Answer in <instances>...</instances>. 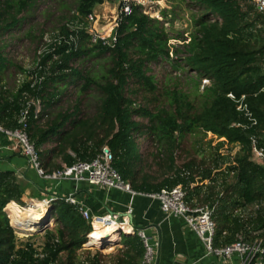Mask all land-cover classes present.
<instances>
[{"label": "trees", "instance_id": "1", "mask_svg": "<svg viewBox=\"0 0 264 264\" xmlns=\"http://www.w3.org/2000/svg\"><path fill=\"white\" fill-rule=\"evenodd\" d=\"M40 1L0 0V125L20 127L21 111L39 100L38 114L31 104L27 132L47 171L91 160L108 146L113 167L134 190L158 192L182 184L189 204L214 207L217 244L231 243L243 234L248 241L262 238L264 245V166L251 158L253 135L264 146V11L250 0H191L199 15L190 40L183 44L185 57L179 59L186 66H181L172 55L182 50L170 43L165 21L146 13L136 1L111 41H94L88 19L105 0H73L74 7L60 0L58 24L49 29L34 21ZM41 13L45 21L55 15L47 7ZM32 19L23 35L24 23ZM24 36L36 44L30 65L19 64L9 54L13 42H22ZM162 60L195 72L187 80L188 92L178 81L172 88L151 72V65ZM205 78L210 84L200 90L198 81ZM230 92L237 98L246 94L257 125L237 109ZM208 132L223 138L216 157L188 154L190 158L178 166L176 151L185 138ZM140 135L157 143L153 154L158 176L141 173ZM1 140L9 142L3 132ZM225 145L230 152L220 151ZM235 147L239 149L232 154ZM21 197L15 171L0 169V264H81L78 251L92 226L79 209L65 200L55 201L51 215L56 229H45L42 243L36 242V234L19 242L5 206L23 203ZM253 204L259 208L244 213ZM9 208L14 218L16 211L11 204ZM122 242L127 249L117 264H140L145 253L142 237L137 232L124 234ZM104 257L97 251L85 261L102 264Z\"/></svg>", "mask_w": 264, "mask_h": 264}, {"label": "built area", "instance_id": "2", "mask_svg": "<svg viewBox=\"0 0 264 264\" xmlns=\"http://www.w3.org/2000/svg\"><path fill=\"white\" fill-rule=\"evenodd\" d=\"M119 14L115 23L112 24V28L118 25L119 21L123 16H128L132 12V1H136L138 4L146 7L148 0H119ZM250 2L259 10L264 11V0H250ZM158 3L161 2L158 0ZM146 13L147 10H145ZM159 18V17H157ZM91 22L90 32L93 34V40L98 38L107 39L108 27L103 33H99L95 26L97 21V16L95 12L91 13L88 17ZM214 20V19H212ZM113 33V34H114ZM116 40L115 35L110 39ZM108 40V39H107ZM202 86L210 84V80L205 78L202 80ZM228 96L237 103V109L244 113L245 117L249 119L251 125H257L258 119L253 114L249 104L246 101V94H242L239 98L235 96L234 93H228ZM35 106V113L38 114L41 105L39 100H33L28 103L26 108H24L19 115L20 127L15 129H6L0 125V132L5 133L7 139L10 143L11 149L20 150L29 160V162L37 169L38 173L47 179L54 180H65L72 179L78 182H88L91 184L100 185L102 187L118 188L126 190L135 195L139 193L131 187L130 182L126 181L122 175L119 173L115 167H113V153L108 146H104L102 151L98 153L91 160H77L73 164H62V166L53 171H47L40 162L38 151L35 145L30 141L27 132L28 122L30 114L31 104ZM244 127H247L245 125ZM252 160L264 166V146L260 143L259 137L257 135L252 136ZM147 196L157 199L162 209L169 213L177 216H181L185 219L187 224L198 234V236L205 243L207 253L217 256L219 259H229L233 256H238L240 261L237 264H264V245L263 239L258 237L253 239V241L246 240L243 234H237L236 240L228 244L218 245L215 242L217 223L213 218L214 207L209 204L196 205L193 206L186 201V191L182 184H178L171 188L165 187L158 192H148L144 193ZM62 199L66 202L75 205L79 211L82 213L83 217L91 224L92 231L88 234V240L84 244L85 247H102L110 239V237H103L98 239L92 237V234L96 231L97 227L104 228L109 225H113L116 228V233H129L134 231V226L130 220V215L132 212V204L129 205L125 214L120 217L119 214H104V215H91L90 212L79 205V201L74 195H64V196H50L43 198L40 203L36 200L30 199L24 207H35L36 210L47 216L49 208H51L52 203ZM5 210L10 218V223L13 226L16 235H27L33 231H24L16 224H13V218L9 207L6 205ZM44 217V218H45ZM48 221V222H47ZM46 222L51 224L54 221L53 217H50ZM43 219L37 221L36 229L46 224ZM141 236L144 241L145 253L143 260L140 264H156V253L155 247L146 236V234L141 231ZM257 234V233H255Z\"/></svg>", "mask_w": 264, "mask_h": 264}, {"label": "crops", "instance_id": "3", "mask_svg": "<svg viewBox=\"0 0 264 264\" xmlns=\"http://www.w3.org/2000/svg\"><path fill=\"white\" fill-rule=\"evenodd\" d=\"M9 145V142L2 143V140L0 141V169L15 171L18 182L22 186L21 200L23 202H9L7 206L9 207L11 204L12 209L26 206L30 199L41 200L54 195L64 196L69 194L74 195L79 201V205L88 210L91 215L119 214L122 217L129 205L132 204L130 220L134 226V231L116 233L112 236L107 235L110 239L100 248L83 246L81 250H90L88 258H93L96 252L100 251L105 255L106 264H117L119 256H123L127 249V245L122 242V235L135 234L137 232L141 236L140 232L143 231L155 247V262L157 264L239 263L240 259L236 255L229 259H219L215 255L208 254L205 243L187 224L185 219L165 212L157 199L144 194L147 192L138 191L139 193L132 195L131 192L126 190L118 188L108 189L88 182H78L72 179L58 181L44 178L20 150L11 149ZM204 183H209V181L205 180ZM53 204L45 218L44 214L40 212L37 213V216L35 213L29 216L28 218L31 217L32 219H30L31 224L34 222L37 224V221L43 218L44 222H46L52 217ZM14 217H16L15 214ZM56 223L54 220L50 225ZM107 227L114 226L109 225ZM97 228L102 229L100 227ZM105 228L102 230H105ZM38 231H33L27 234L26 237L35 235ZM17 238L22 239L21 235H17ZM221 244L223 243L218 242V245ZM91 250H96V252L91 253ZM79 259L82 261L87 260L82 259L80 256Z\"/></svg>", "mask_w": 264, "mask_h": 264}, {"label": "rangeland", "instance_id": "4", "mask_svg": "<svg viewBox=\"0 0 264 264\" xmlns=\"http://www.w3.org/2000/svg\"><path fill=\"white\" fill-rule=\"evenodd\" d=\"M71 7H74V2L73 0H65ZM161 2L158 3V0H148V3L146 7H144V10H147L152 16L154 17H159V19H162L165 21V26L167 27V31L169 35L172 37L170 39V43L178 46L182 52L173 53V58L174 59H179V58H184L185 57V51L183 50V44L184 42H188L190 40L191 33L195 30V19L196 16L199 15V11L197 7L193 6L191 3V0H159ZM38 10L35 12L34 16V21L36 20L35 24L37 26L49 29L52 27L54 24H58V19L55 17L56 15H60V11L57 9V5L60 3V0H41L39 2ZM100 7L98 8V18L101 19H106L110 22L109 29L107 30V39H111V37L114 35V28H112V24L115 23V20L118 17L119 14V5L120 1L119 0H105L103 3L99 4ZM102 5V6H101ZM104 6V8H103ZM47 7L51 8L53 10V13L55 15L51 18H49L48 21H45L46 15L42 14L41 11L43 8ZM70 7V8H71ZM164 8H167L166 14H164L162 11ZM57 9V10H56ZM45 13V12H44ZM164 14V15H163ZM110 15V17H109ZM213 19V18H212ZM100 20V19H99ZM40 22V23H39ZM33 23L31 20L24 23L23 25V35L25 30L30 26V24ZM39 23V25H38ZM20 31H15L16 34H18ZM12 39V38H11ZM14 40V39H13ZM36 44L31 43L29 38L24 36V40L21 41H16L13 42V45L10 48L9 54L11 55V58L13 57L19 64L21 65H30L33 61V53H34V47ZM105 62L104 59H101L100 62ZM181 66H186L184 63V60H180ZM96 65L98 62H94ZM152 68V73H154L157 78L161 81L167 82V85L172 86L174 88V84L176 81L179 82V87L183 89L184 91L188 92L190 88V83L187 82L189 78H192L195 74V72H190L189 70H183V69H178L174 68V65L172 64L171 60H162L160 63H154L151 65ZM169 77V78H168ZM199 82L200 90L203 89L202 86V80ZM194 82L192 85L194 86ZM196 85V84H195ZM72 85L69 86V90L72 89ZM138 98V100H140ZM88 112L93 113V103L91 107H89ZM137 120L142 121L143 123H146L145 119H142L140 117H136ZM223 138L219 139L216 135H214L211 132H208L205 136L202 134L198 135H192L188 136L185 138L184 143L181 146V149L176 151V162L177 165H182L184 161L188 160L192 154L195 153V155L199 157H216V146L217 143L222 140ZM137 142L140 145V150L142 154V171L141 173H149L151 175H157L158 167L157 164L155 163V155L153 153L157 152V143L148 135H140L137 136ZM183 150H186L185 152H182ZM238 147H235L232 149V154L235 153L236 150H238ZM19 151V150H18ZM222 153H228L230 152V147L228 145L223 146L220 150ZM1 153V152H0ZM190 156H189V155ZM259 208V205L253 204L249 206L244 213L250 214L254 213L255 210ZM21 208H16V216L21 212ZM22 213V212H21ZM28 216H24L21 218L22 221L24 222V218H27ZM45 217V215H44ZM44 219V218H43ZM29 220V218H28ZM27 220V221H28ZM49 220V219H48ZM56 224L50 225L49 223L46 222V224H43L40 228L39 231L36 233L35 240L36 242L42 243L45 239V229H56ZM34 229H30V231H34ZM257 235V234H256ZM112 236V235H110ZM28 237V236H27ZM26 235H21V240H26L27 239ZM20 244V243H19ZM90 250H79L78 251V256H80L82 259H88L90 256ZM96 250H91V253H95ZM104 255V254H103ZM65 257L66 254H63ZM105 256V255H104ZM105 257L102 261V264H106ZM82 261V260H81ZM88 264L85 260L81 262V264Z\"/></svg>", "mask_w": 264, "mask_h": 264}, {"label": "bare ground", "instance_id": "5", "mask_svg": "<svg viewBox=\"0 0 264 264\" xmlns=\"http://www.w3.org/2000/svg\"><path fill=\"white\" fill-rule=\"evenodd\" d=\"M106 22L108 20H105ZM37 203H40V201L36 200ZM23 211L22 213L19 212V214L13 218V224H16L17 226H19L21 229H23L24 231H30V229H34V227H36L35 222L33 224H31V217L28 220V217L31 215H34V213L36 214V216L38 215L37 213L39 212L38 210H36L35 207L31 206V207H24L22 208ZM41 213V212H40ZM24 216H28L27 218H24V222L22 221V217ZM35 216V217H36ZM38 218V217H37ZM31 219V220H30ZM36 219V218H35ZM28 220V221H27ZM36 221V220H35ZM116 232V228L115 227H106L105 230L99 229L97 231H95L92 234V237L98 238V239H102L103 237H107V235H114Z\"/></svg>", "mask_w": 264, "mask_h": 264}, {"label": "water", "instance_id": "6", "mask_svg": "<svg viewBox=\"0 0 264 264\" xmlns=\"http://www.w3.org/2000/svg\"><path fill=\"white\" fill-rule=\"evenodd\" d=\"M107 1V0H106ZM102 6V5H101ZM100 7V5L98 4L96 7H95V9H94V12H95V14H96V16H97V18H98V8ZM103 8H104V6H103ZM109 17H110V15H109ZM100 19V20H99ZM96 22H95V26H96V28H97V31L99 32V33H103L105 30H106V28L107 27H109V25H110V22L109 21H105L106 19H101V18H99ZM49 216H50V212H49ZM157 264V263H156Z\"/></svg>", "mask_w": 264, "mask_h": 264}]
</instances>
